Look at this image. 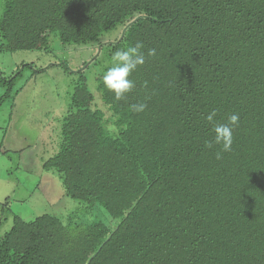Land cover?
I'll return each instance as SVG.
<instances>
[{"label": "trees", "instance_id": "16d2710c", "mask_svg": "<svg viewBox=\"0 0 264 264\" xmlns=\"http://www.w3.org/2000/svg\"><path fill=\"white\" fill-rule=\"evenodd\" d=\"M119 25L120 36L101 49L108 64L96 78L114 128L93 106L85 63L59 150L43 163L67 197L119 223L16 216L0 240V264H264V0H4L0 51L47 52L53 35L63 45H101ZM136 41L157 55L116 101L103 76L112 53ZM21 70L0 73V86H12ZM140 100L147 110L132 113ZM213 109L220 123L240 116L222 160L219 146L205 147Z\"/></svg>", "mask_w": 264, "mask_h": 264}, {"label": "rangeland", "instance_id": "374dc122", "mask_svg": "<svg viewBox=\"0 0 264 264\" xmlns=\"http://www.w3.org/2000/svg\"><path fill=\"white\" fill-rule=\"evenodd\" d=\"M3 7L4 0H0V14ZM122 31L119 25L104 32L98 41L101 45H63L53 35L47 52L0 51L4 78L22 69L12 86H0V101L10 88V95L0 102V240L16 216L32 221L51 215L72 226L100 221L111 229L119 223L103 208L67 197L58 173L45 170L43 163L59 150L61 122L69 109L77 71L85 63L93 106L104 113L108 128H114L113 112L104 104L96 78L108 64L102 47Z\"/></svg>", "mask_w": 264, "mask_h": 264}, {"label": "clouds", "instance_id": "9594fccd", "mask_svg": "<svg viewBox=\"0 0 264 264\" xmlns=\"http://www.w3.org/2000/svg\"><path fill=\"white\" fill-rule=\"evenodd\" d=\"M145 45L141 41H136L133 45H129L126 49H118L112 53V66L107 69L103 76L104 85L114 93L116 101H125L130 93L136 88V81L132 78L139 68H142L148 61V58L157 55L153 48L147 49L145 54ZM143 88H149V82H143ZM130 110L134 114L144 113L148 108L145 100H140L129 105ZM217 112L215 109L208 112L205 119L212 125L214 137L212 140L205 142V147L212 149L219 146L215 157L222 160L225 153L233 150L234 132L239 127L240 116L238 113L229 114L227 122L220 123L216 120Z\"/></svg>", "mask_w": 264, "mask_h": 264}]
</instances>
